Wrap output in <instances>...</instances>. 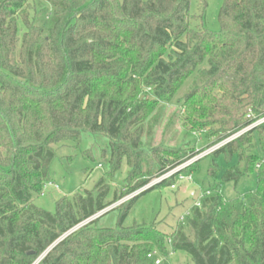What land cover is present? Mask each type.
<instances>
[{
    "label": "trees",
    "instance_id": "obj_1",
    "mask_svg": "<svg viewBox=\"0 0 264 264\" xmlns=\"http://www.w3.org/2000/svg\"><path fill=\"white\" fill-rule=\"evenodd\" d=\"M200 1L196 13L191 0H0V264H170L179 252L193 264H264V124L200 160L211 158L216 179L224 158L222 182L194 196L171 231L124 224L139 197L178 176L112 209L116 228L97 226L109 212L91 221L264 118V0H225L219 32ZM176 99L204 150L143 142ZM85 136L107 139V174L55 213L36 206L55 146ZM124 161L128 176L113 191ZM200 161L180 175L193 181ZM253 175L256 189L224 197L223 183L237 189Z\"/></svg>",
    "mask_w": 264,
    "mask_h": 264
},
{
    "label": "rangeland",
    "instance_id": "obj_2",
    "mask_svg": "<svg viewBox=\"0 0 264 264\" xmlns=\"http://www.w3.org/2000/svg\"><path fill=\"white\" fill-rule=\"evenodd\" d=\"M224 3L225 0H207L204 23L211 32H219L220 30L219 14ZM191 4L194 12H201L202 2L200 0H191ZM191 85L192 81H189L183 87L179 96H184L190 90ZM176 101L177 99L172 105L165 107L161 115L157 117L156 124L153 126L147 124V132L150 134L143 139V142H147L149 147L156 149L164 146L170 149L181 147L197 152L204 150L207 147L208 141L202 132H195V134L189 131L191 130L190 126L186 125L180 104L176 103ZM107 143V139L104 137L94 138L85 136L79 145L66 142L55 146L56 159L50 169L52 181L43 183L45 184L42 188L44 196L38 197L35 200V205L50 213H55L56 202L61 198L71 197L81 188L86 190L94 189L96 183L109 170V162L107 159L109 158L110 150ZM103 153L107 154V158H104ZM205 153L200 155L196 162L205 157ZM235 164L236 160L233 161L232 165ZM210 165L211 158L200 161L197 171L195 174L193 173V181L184 180L178 182V184L176 182V189L174 190L170 187L158 188L139 197L125 220V227L143 224L151 225L156 221H164L167 226L162 225V227L166 231H171L172 228L176 227L179 217L192 206V198L194 196H198L201 191L206 190L210 185L222 182L223 174L227 169L224 158L220 160L221 169L216 179L207 177L206 172ZM129 170L130 168L127 162L124 161L121 171L116 174L112 183L113 191H119L123 188ZM156 184H158L157 180L153 179L143 190L125 198L110 209L118 207ZM256 187V176L253 175L243 181L237 189L233 182L223 183V195L227 200H230L243 196L256 189ZM119 217V211H110L107 215L99 219L97 226L100 229H114L117 227ZM169 263L193 264L191 258L182 252L173 254L170 257Z\"/></svg>",
    "mask_w": 264,
    "mask_h": 264
},
{
    "label": "built area",
    "instance_id": "obj_3",
    "mask_svg": "<svg viewBox=\"0 0 264 264\" xmlns=\"http://www.w3.org/2000/svg\"><path fill=\"white\" fill-rule=\"evenodd\" d=\"M264 124V118L263 119H260L258 120L257 122H255L253 125H251L250 127H248L246 130H244L243 132L239 133L238 135L234 136L233 138L225 141L224 143L208 150L205 154L206 156H208L209 154H212L213 152H215L216 150H218L220 147H222L223 145L227 144L228 142H230L231 140L233 139H236L238 138L239 136L243 135L244 133L254 129L255 127L257 126H260V125H263ZM199 157V156H198ZM198 157H195L194 159L186 162L185 164H183L182 166L178 167L177 169L167 173L166 175H164L162 178L158 179L157 180V183H160L166 179H169L173 176H178V182H182L184 180H187V181H191L192 180V177L191 176H183V175H180V172L183 171L184 169L190 167L193 163H195L198 159ZM176 188V185L172 186V189H175ZM197 206H200L199 203H197ZM153 256H157V254H153ZM152 255H149V258H151ZM161 258L158 257V260L155 262V264H161Z\"/></svg>",
    "mask_w": 264,
    "mask_h": 264
},
{
    "label": "water",
    "instance_id": "obj_4",
    "mask_svg": "<svg viewBox=\"0 0 264 264\" xmlns=\"http://www.w3.org/2000/svg\"><path fill=\"white\" fill-rule=\"evenodd\" d=\"M114 208H115V207H114ZM114 208H112V209H114ZM112 209L106 210L105 212L101 213L99 216H97L96 218L92 219L91 221H95L96 219L100 218V217L103 216L104 214L110 212ZM91 221H90V222H91ZM76 230H77V229H76ZM66 237H68V235H67ZM66 237H64L61 241H63ZM61 241H59L58 243H60ZM58 243H57V244H58ZM57 244H56V245H57ZM56 245H54L52 248H54ZM52 248H51V249H52ZM51 249H50V250H51Z\"/></svg>",
    "mask_w": 264,
    "mask_h": 264
}]
</instances>
